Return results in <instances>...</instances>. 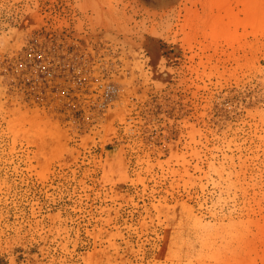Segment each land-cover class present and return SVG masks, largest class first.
Listing matches in <instances>:
<instances>
[{
	"label": "rangeland",
	"instance_id": "obj_1",
	"mask_svg": "<svg viewBox=\"0 0 264 264\" xmlns=\"http://www.w3.org/2000/svg\"><path fill=\"white\" fill-rule=\"evenodd\" d=\"M0 264H264V0H0Z\"/></svg>",
	"mask_w": 264,
	"mask_h": 264
},
{
	"label": "built area",
	"instance_id": "obj_2",
	"mask_svg": "<svg viewBox=\"0 0 264 264\" xmlns=\"http://www.w3.org/2000/svg\"><path fill=\"white\" fill-rule=\"evenodd\" d=\"M118 88L113 87V86H109L108 89L106 90V93L108 95V97H114L117 93H118Z\"/></svg>",
	"mask_w": 264,
	"mask_h": 264
}]
</instances>
